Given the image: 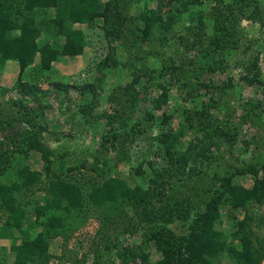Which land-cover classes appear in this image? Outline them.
<instances>
[{
  "label": "rangeland",
  "instance_id": "rangeland-1",
  "mask_svg": "<svg viewBox=\"0 0 264 264\" xmlns=\"http://www.w3.org/2000/svg\"><path fill=\"white\" fill-rule=\"evenodd\" d=\"M101 2L104 16L94 19L92 26L74 24L87 41L80 54L58 56L49 65L44 64L45 68H40L37 56L35 64L23 72L21 82L15 60L0 66V140L6 149H12L16 168L0 170V185L18 184L11 196L15 205H23L26 210L24 222L31 217L30 210L37 200L41 204L45 195L36 186H48L51 179L59 177L76 179L84 185L90 178L100 181L113 176L130 185L147 187L150 177L158 171L178 165L169 190L171 199L195 198L198 203L204 189L217 186L220 176H230L234 182L251 187L253 175L247 169L264 164V27L246 18L237 21L238 46L207 63L203 53H199L201 46L189 48L178 36L191 38L187 28H193L196 21L189 16L190 11L210 13L213 0H200L188 10L178 11L175 7L180 1L176 0ZM256 2L264 9V0ZM143 9L159 10L163 18L173 9L174 28L167 33L157 28L150 38H143L130 20ZM63 41L61 37L60 42ZM31 84L46 92L34 94L28 88ZM163 85L168 100L158 107L156 100ZM91 101L95 106L89 113L86 105ZM257 102L260 115L254 117L255 109L249 108ZM123 105V123L140 131L124 144L115 140L113 145L118 148L113 149L110 135L122 127L113 118ZM28 107L39 113L31 117L36 131L39 126L44 128L41 138L33 137L41 141L43 155L35 143L28 142L34 130L21 118ZM200 112L201 118L197 114ZM242 115L246 117L243 119ZM208 125L210 128L205 131ZM216 126H227V132L234 134L232 141L217 135L215 144L207 141L206 132L213 135L218 131ZM174 136L175 152L185 154L186 164L167 160L165 144L159 138ZM10 138L15 139L14 144ZM205 149L208 152L203 154ZM21 166L40 173L41 182H35L29 191L23 189V178L16 171ZM263 173L261 170L259 177ZM102 212L101 207L87 204L81 217L60 223L56 228L60 232L49 238L48 255L39 257H49L46 264H121L118 257L122 256L117 253L133 248L139 256L128 264H146L141 260L142 254H147V264H155L161 258L154 243L147 241L144 228L128 224V218L116 219L111 225L108 220L103 223ZM220 214L215 223L228 239L237 229L236 220L252 215V220H248L249 233L254 246L264 253V204L249 203L246 211L236 209L233 215L223 206ZM4 218H0V264H13L11 230L16 235L18 230L5 226ZM167 226L173 228V224ZM234 243L239 245L238 239ZM227 257L224 254L220 264H227Z\"/></svg>",
  "mask_w": 264,
  "mask_h": 264
},
{
  "label": "trees",
  "instance_id": "trees-1",
  "mask_svg": "<svg viewBox=\"0 0 264 264\" xmlns=\"http://www.w3.org/2000/svg\"><path fill=\"white\" fill-rule=\"evenodd\" d=\"M124 1L133 3V0ZM176 1H180L175 7L177 11L180 8L188 10L189 7L200 2V0ZM213 1L210 13L198 10L194 14L192 10L190 11L189 16H193L196 21L193 28L191 26L187 28L191 38L187 35L178 36V39L189 48L197 49L201 46L199 53H203L202 58L207 63L209 59L212 61L215 56L224 55L228 50L238 46L237 21L246 18L264 27V9L256 2L257 0ZM209 3L213 2L209 1ZM158 11L143 9L130 17L135 31H138L143 38H150L157 28H162L163 33L174 28L172 23L176 19L173 13L175 11L170 9L165 18ZM100 16H104L101 0H0V66L7 60H15L19 67L17 79L21 82L23 72L27 67L35 64L37 56L40 59V68H45L44 64L49 65L58 56L80 54L87 41L84 32L75 28L74 24L92 26L94 19ZM135 21L137 24H134ZM61 37L64 39L63 42H60ZM51 38L54 41H51ZM130 87L131 85L127 86ZM28 88L33 93L35 91L34 94L46 92L32 84ZM128 93L130 91L126 92ZM167 100V88L163 85L156 105L159 107ZM86 106L89 108L86 111L90 113V108L93 109L95 103L91 101ZM123 107L124 105L117 110L113 118V122L120 121L122 126L114 129L110 135L112 144L110 146L113 149L118 148V145H113L115 140H119L120 145L124 144L132 140L135 132L140 131L138 127H129L127 122L123 123L125 116ZM260 107V103L257 102L249 108L255 109L254 117L260 115ZM40 114L43 116L42 110ZM197 114L199 118L203 117L202 112ZM38 115L39 113L33 112L28 107L21 118L34 130L33 136L28 137V142L35 143L37 151L43 155L41 141L33 139L34 136L41 138L40 132L44 130L39 126L36 131L35 122L31 117ZM245 117L242 115L243 119ZM207 128H210L209 125L204 127V130L206 131ZM227 128V126L225 129L216 126L215 129L218 131L213 132V135L206 132L207 141L215 144L214 135L232 141L230 137L234 134L230 135ZM106 138L109 141L108 136ZM10 139L14 144L15 139ZM175 139V136L159 138L162 144H165L168 161L176 160L178 164H186L185 154L175 152ZM5 146L0 140V170L15 168L12 161L13 151L6 149ZM102 146L105 149L109 148L103 141ZM206 152L208 149H205L203 154ZM177 167L178 165L174 166V169L165 168L164 171H158L155 176L150 177L147 187L130 185L127 180L113 176L105 177L100 181L90 178L87 182L84 181V185L79 184L76 179H73L74 181L64 180L61 177L51 179L48 186H36L38 189L42 188L45 195L41 197V204L38 199L37 204L30 210L32 218L30 217L27 222H24L26 210L23 205H15L11 196L12 189L17 188L18 184L12 183L10 187L1 184L0 218L5 217L4 225L10 227V230L13 227L18 230L17 235L11 230L13 235L11 247L15 251L13 264H35V262L46 264L49 257L39 256L48 255L49 238L55 232H60L56 229L57 226L60 223L67 224L66 219L78 216L87 204L103 209L101 218L103 223L108 220L111 225L117 221L116 219L128 218V224L144 228L147 241L153 242L161 253V258L155 264H220L224 254L228 256L227 264H262L264 253L254 246L249 233L248 220H252V215L245 214L243 218L236 220L237 229L229 234V239L228 235L217 228L215 222L221 218L220 212L223 206H227L230 215H233L236 209L246 211L249 203L264 204V173L259 177V172L264 171V164L251 165L247 169L253 175V183L249 188L234 182L230 176L218 177V185L204 189L203 197L199 196L201 203L195 198L171 199L169 190L173 187L172 182H175L173 179ZM16 171L23 178L21 185L27 191L35 185V182H41L40 173L30 170L27 166L18 167ZM167 224H173V228L168 227ZM32 230L36 231L33 233ZM235 239H238L239 245L234 243ZM17 240L20 242L17 243ZM105 247L107 248L108 244H105ZM137 253L138 251L131 248L117 254L122 256L118 257L122 259L121 264H128L139 256ZM140 257L142 262L148 263L147 254H142ZM106 260L109 261L110 258Z\"/></svg>",
  "mask_w": 264,
  "mask_h": 264
},
{
  "label": "crops",
  "instance_id": "crops-1",
  "mask_svg": "<svg viewBox=\"0 0 264 264\" xmlns=\"http://www.w3.org/2000/svg\"><path fill=\"white\" fill-rule=\"evenodd\" d=\"M9 262H11V260H9Z\"/></svg>",
  "mask_w": 264,
  "mask_h": 264
}]
</instances>
